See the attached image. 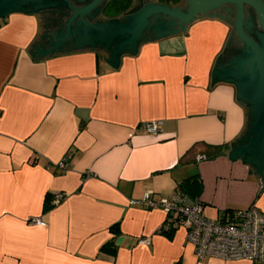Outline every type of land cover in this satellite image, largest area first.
I'll use <instances>...</instances> for the list:
<instances>
[{
  "label": "crops",
  "instance_id": "obj_1",
  "mask_svg": "<svg viewBox=\"0 0 264 264\" xmlns=\"http://www.w3.org/2000/svg\"><path fill=\"white\" fill-rule=\"evenodd\" d=\"M70 16L0 19V264H264L198 262L184 228L160 230L166 212L131 205L150 192L171 197L187 180L208 218L252 205L264 214L259 166L229 160L252 139L247 106L234 86H212L229 25L203 18L183 33L136 41L135 55L129 43L117 69L108 63L116 45L102 40L79 47L68 36L40 57L56 34L65 38ZM112 17L92 25L116 30L121 18ZM148 122L160 123L157 136L141 129ZM61 194L45 211L48 195ZM112 242L116 251H105Z\"/></svg>",
  "mask_w": 264,
  "mask_h": 264
},
{
  "label": "water",
  "instance_id": "obj_2",
  "mask_svg": "<svg viewBox=\"0 0 264 264\" xmlns=\"http://www.w3.org/2000/svg\"><path fill=\"white\" fill-rule=\"evenodd\" d=\"M33 1L36 0H0V19H4L7 15L18 11L19 12L33 11L34 13H38L37 11L25 7L26 5H28ZM58 1L67 2L72 7L73 10V13L71 14L70 19L66 25L68 32H66L65 38H63V31H62L61 33L62 38L60 39H57V34L56 35L54 34L55 39L58 40V44H54V45L51 44L53 39L51 40L52 37L50 36V44L52 48L48 50V52H43V51L38 52L40 53V57L52 53V51L55 50L56 48L58 50V47L64 44L60 42V40H65L68 36L70 39L72 37L73 44L77 43V46L79 47H82L87 44L89 45V42H87V44L81 45V43H84V41H82L83 38L87 39V41L95 42L96 44H97V40L99 41L102 40V42L107 43L108 48L111 47L109 46V44L116 45V48L114 49V53L111 58L112 63L107 61L110 65H112L116 69L120 65V56L121 53H123L126 50L125 47H127V44L130 43L133 46V48H129V47L127 48L133 49L132 55H135L136 52L134 48L136 41L142 42L145 39H151L154 37H155L154 40H156V37H158V39H161L172 34L183 33L186 31V29L191 23L198 20L199 14L203 13L204 11L219 6L222 3H230L234 5L236 8V17H235L234 25L232 26L238 38L245 46L246 50L244 52L245 53L244 58L235 59L232 62H229L227 67L223 68L221 66V68L218 69L216 68L217 62L221 60L222 57L221 55L217 59L214 72L212 73V86L216 83L230 84L236 88L238 100L239 99L242 100L246 104V106L252 105L254 107H259L263 105L262 104L263 94L258 90H254L253 88L251 90L250 86H248L246 82L248 79L246 77H243V74H240V76L242 75V77L239 78V75H237L236 70H234V66L237 63H239L238 69L239 71L242 70L241 71L242 73H243V67H245L246 65L253 67L255 64L258 63L261 64V66H263L264 69V35L260 37L262 40V44H259L247 32L246 23H245L246 22L245 7L250 6L256 12L258 21L264 32L263 0H188L190 6L188 12H183L182 10L176 7L168 6L165 4L154 3L147 5L143 10H140L130 15L127 21L116 20L117 22L112 23L113 25L117 24L116 30H113L114 27L108 26L107 24H105L104 26L98 25L96 27L95 25H92L87 21V18L92 19L91 13L96 8H98L101 5V3L104 2L105 0H90L86 5H83V3L86 2V0H75L74 4H72L70 0H58ZM75 4L77 5L82 4V6L81 7L73 6ZM151 19H154L157 22L155 25V29L153 30L154 32L153 37H149L147 34L148 33L147 29L151 27V22H152ZM165 20L168 21L166 22ZM79 21H81L84 25L87 26V28L85 29V33H83V35L78 33V29H73V28L71 29L74 23L78 24L79 27L81 24V22ZM178 21L180 22L178 23ZM176 26H179V29L172 30ZM70 29L72 30L71 34H69ZM233 33L231 34L232 37L234 35ZM226 50L227 48H225V51ZM113 61H115V63H113ZM215 77L217 78L216 81L214 80ZM256 79L259 80L260 77L257 78V76H254V80ZM249 126H250L249 136L251 135L252 139L250 140L247 148H241V149H243V151L245 152H248L250 156H248L247 159L244 161L245 153H243V151L240 152V149L238 151L235 150L232 144L233 152L229 154V160L236 161L238 157L243 156L242 160L244 163H251L258 165L259 173L261 174L262 177V181H263L262 185L264 189V180L262 173L264 168V146H263L264 123L257 122L251 124L249 122ZM248 139L249 138H247V142ZM236 153H239L240 155L235 156ZM123 239L124 237L118 238L116 241V245L117 246L121 245Z\"/></svg>",
  "mask_w": 264,
  "mask_h": 264
},
{
  "label": "built area",
  "instance_id": "obj_3",
  "mask_svg": "<svg viewBox=\"0 0 264 264\" xmlns=\"http://www.w3.org/2000/svg\"><path fill=\"white\" fill-rule=\"evenodd\" d=\"M141 129L157 136L160 123H143ZM206 159L205 156H199L198 162ZM58 167L65 170L67 160L59 162ZM65 198L66 195L61 194L54 203ZM131 205H142L148 209H161L166 212L171 219L160 230L184 228L187 241L194 247L198 262L219 259L264 263V214L255 205L238 210L233 218L219 220L206 217L203 205L180 191L168 198H155L150 192L142 202L132 201ZM36 223L46 225L40 220ZM139 244L150 246L151 240L141 239Z\"/></svg>",
  "mask_w": 264,
  "mask_h": 264
},
{
  "label": "flooded vegetation",
  "instance_id": "obj_4",
  "mask_svg": "<svg viewBox=\"0 0 264 264\" xmlns=\"http://www.w3.org/2000/svg\"><path fill=\"white\" fill-rule=\"evenodd\" d=\"M72 4H74L75 0H70ZM90 0H86L83 5H86ZM130 1V7L127 9L125 12L119 14L122 15L120 20L127 21L128 17L135 13V11H140L143 10L147 4L149 3L148 0H129ZM112 2V0H105L104 2L101 3V5L96 8L92 13V19L87 18V21L92 24L98 21L99 18H103V16H109L112 17L114 15L110 14L108 11L109 5ZM134 2H136L135 6L133 5ZM264 2V0H263ZM158 3L159 2L158 0ZM162 4V3H161ZM44 6V7H43ZM74 6L76 7H81V5L75 4ZM172 7H176L183 12H188L189 11V1L188 0H181L177 5H171ZM26 8H29L31 10L37 11L38 13H46L50 14L51 16H60V18L64 16H70L73 13L72 7L67 3L63 1H58V0H36L28 5L25 6ZM134 7V8H133ZM245 23H246V30L247 32L259 43L262 44L261 36L264 35L263 29L258 21L256 12L254 9L250 6L245 7ZM209 17H213L216 20H219L227 25H229L232 33L234 34V37H229L227 41V50L223 53L221 57V61L224 62H232L235 59L238 58H244V52H245V46L244 44L240 41L238 38L236 32L234 31V28L232 25H234L235 22V17H236V8L234 5L230 3H222L219 6L213 7L211 9H208L207 11H204L203 13L199 14L198 20L195 22L191 23L188 28H190L192 25L195 23L199 22L201 19H208ZM151 27L147 29V34L149 37L154 36L153 30L155 29L156 21L154 19H151ZM166 22L168 20H165ZM81 22V21H80ZM180 21H178L179 23ZM78 24H76L77 26ZM81 28L85 31L87 28L86 25H84L82 22L80 24ZM174 29H179V26L174 27ZM145 33V36H146ZM103 45H106L105 42H102ZM99 48L100 43L97 40L96 44ZM234 66V65H233ZM236 66V67H235ZM234 66V70H236L237 75H239V78L242 77L240 74H243V77H246L248 80L246 81L248 86H250L251 90L252 88L254 90H258L263 94V105L259 107H254L252 105L247 106V111H248V119L251 124L260 122L264 123V69L261 64H255L253 67L252 66H245L243 67V73L239 71L238 66L239 63H237ZM254 76L260 77L259 80H254ZM237 79V78H236Z\"/></svg>",
  "mask_w": 264,
  "mask_h": 264
},
{
  "label": "trees",
  "instance_id": "obj_5",
  "mask_svg": "<svg viewBox=\"0 0 264 264\" xmlns=\"http://www.w3.org/2000/svg\"><path fill=\"white\" fill-rule=\"evenodd\" d=\"M159 2H161L162 4L171 6V5H177L179 2H181V0H159ZM130 7V1L129 0H112V2L109 5V13L112 15H119L123 12H125L127 9H129ZM221 152H217L215 155L220 154ZM215 157V156H214ZM188 181H184L183 183H181L180 185V192L184 195H186L187 197H189L192 200L198 201L201 205L202 202L200 200H198L197 198H194L193 196L189 195L188 193V189H187V183ZM54 206V196L53 195H48V197L46 198L45 201V211L46 210H50L52 207ZM114 229V228H113ZM174 229H170V231H172ZM176 230V229H175ZM115 235L117 236L119 234V230H115ZM115 243L112 242L109 246L104 247V250L110 253H114L116 251L115 248Z\"/></svg>",
  "mask_w": 264,
  "mask_h": 264
},
{
  "label": "rangeland",
  "instance_id": "obj_6",
  "mask_svg": "<svg viewBox=\"0 0 264 264\" xmlns=\"http://www.w3.org/2000/svg\"><path fill=\"white\" fill-rule=\"evenodd\" d=\"M149 1V3H146L147 5H150V4H156V3H158V0H148ZM135 4H136V2H134V6H135ZM134 8V7H133ZM136 12H138V10L137 11H135V13ZM134 14V13H133ZM117 17H115V18H121L122 17V15H116ZM107 18H114V17H109V16H106ZM232 34V31H231V29H230V35ZM233 37H234V35H233Z\"/></svg>",
  "mask_w": 264,
  "mask_h": 264
}]
</instances>
